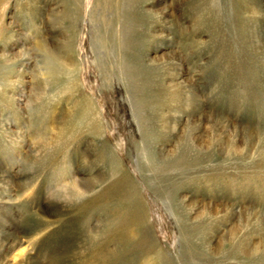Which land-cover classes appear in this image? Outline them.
<instances>
[{
	"label": "rangeland",
	"instance_id": "374dc122",
	"mask_svg": "<svg viewBox=\"0 0 264 264\" xmlns=\"http://www.w3.org/2000/svg\"><path fill=\"white\" fill-rule=\"evenodd\" d=\"M0 264H264V0H0Z\"/></svg>",
	"mask_w": 264,
	"mask_h": 264
},
{
	"label": "bare ground",
	"instance_id": "6f19581e",
	"mask_svg": "<svg viewBox=\"0 0 264 264\" xmlns=\"http://www.w3.org/2000/svg\"><path fill=\"white\" fill-rule=\"evenodd\" d=\"M54 63V62H53ZM52 62H50V70H54L56 67H57V65H56V67L54 66V64H53ZM62 65V67L60 66V65H58V67H60V69H61V71H63L64 72V74L66 75H71L72 77H74V71H75V68H74V66L73 65H70V64H61ZM55 71V70H54ZM59 71V70H58ZM50 73H52V72H50ZM101 119V118H100ZM88 121H89V125L92 127V126H94V125H96L95 124V122H94V120L93 119H91L90 117L87 119ZM98 120V119H97ZM98 122V121H97ZM102 122V121H101ZM100 122V123H101ZM100 127H101V125L100 124H98ZM103 125V124H102ZM88 128V127H87ZM96 128H94V130H95ZM15 244V243H14ZM13 246V245H12ZM20 246H22V244L19 242V241H17V243L15 244V248H17V247H20Z\"/></svg>",
	"mask_w": 264,
	"mask_h": 264
}]
</instances>
